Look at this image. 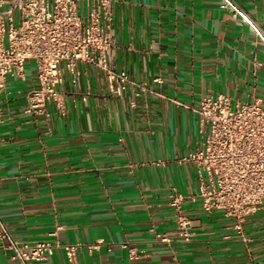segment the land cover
<instances>
[{"label":"crops","instance_id":"crops-1","mask_svg":"<svg viewBox=\"0 0 264 264\" xmlns=\"http://www.w3.org/2000/svg\"><path fill=\"white\" fill-rule=\"evenodd\" d=\"M238 1L264 28V0ZM222 2L114 0V66L145 90L116 95L101 69L80 62L59 86L68 113L47 120L25 112L33 62L23 85L9 82L0 220L19 240L57 243L34 264H264V209L240 232L236 218L191 200L184 228L170 204L172 187L199 191L195 165L180 157L202 141V97L264 104V41ZM75 243L70 261L64 246ZM12 255L0 241V264H17Z\"/></svg>","mask_w":264,"mask_h":264},{"label":"built area","instance_id":"built-area-1","mask_svg":"<svg viewBox=\"0 0 264 264\" xmlns=\"http://www.w3.org/2000/svg\"><path fill=\"white\" fill-rule=\"evenodd\" d=\"M222 1L264 41V28L238 0ZM114 21V0H0V123L10 79L25 81L29 61L35 62L37 82L25 93V112L47 120L53 111L68 113L59 86L65 71L75 72L80 62L101 69L116 95L122 96L131 84L145 90L126 69L114 66ZM194 110L202 141L180 160L195 165L199 191L186 194L172 187L170 204L184 228L189 227L184 204L191 200L206 211L222 210L236 218L234 226L241 232L240 222L264 209V104L219 92L202 97ZM0 241L13 251L17 264L46 261L57 246L52 241L19 240L1 220ZM80 246H64L70 261Z\"/></svg>","mask_w":264,"mask_h":264},{"label":"rangeland","instance_id":"rangeland-1","mask_svg":"<svg viewBox=\"0 0 264 264\" xmlns=\"http://www.w3.org/2000/svg\"><path fill=\"white\" fill-rule=\"evenodd\" d=\"M33 62V65H34V69H35V62L34 61H32ZM14 80V79H13ZM10 81H12V79H10ZM15 82H17L18 84H20V85H23L24 84V81H22V80H14Z\"/></svg>","mask_w":264,"mask_h":264}]
</instances>
